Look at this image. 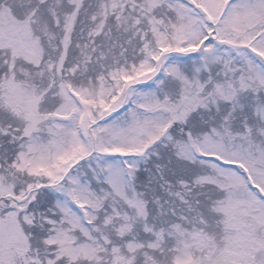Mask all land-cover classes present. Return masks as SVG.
Listing matches in <instances>:
<instances>
[{"label": "snow or ice", "instance_id": "6c2138e0", "mask_svg": "<svg viewBox=\"0 0 264 264\" xmlns=\"http://www.w3.org/2000/svg\"><path fill=\"white\" fill-rule=\"evenodd\" d=\"M0 264H264V0H0Z\"/></svg>", "mask_w": 264, "mask_h": 264}]
</instances>
